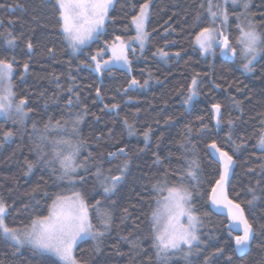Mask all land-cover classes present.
Returning a JSON list of instances; mask_svg holds the SVG:
<instances>
[{
  "label": "trees",
  "instance_id": "1",
  "mask_svg": "<svg viewBox=\"0 0 264 264\" xmlns=\"http://www.w3.org/2000/svg\"><path fill=\"white\" fill-rule=\"evenodd\" d=\"M223 1L211 0L213 10ZM146 2L145 49L128 51L129 71L112 68L96 74L91 57L106 51L117 36L133 38L131 18ZM247 3L248 21L264 34V0ZM208 4L114 0L102 33L74 52L62 33L56 0H0V59L13 63L14 96L25 100L28 112L23 122L0 120V200L9 206L10 227L28 228L35 217L49 214L57 195L80 192L93 231L104 234L76 246L78 264H264V150L258 148L264 132V51L245 74L237 49L244 0H238L226 7L227 38L238 55L230 60L225 52L223 57L219 44L204 56L195 36L204 27H215ZM160 49L168 53L163 59ZM194 77L197 95L185 103ZM213 104L221 105L219 124ZM5 131L13 133L10 139L5 140ZM61 139L79 146L75 164L81 166L67 175L54 155L65 147L54 144ZM213 142L233 156L227 196L254 229L245 254L234 239L242 234L233 232L229 219L213 213L209 204L222 171L219 153L209 147ZM192 161L199 165L195 179L187 175ZM125 162L123 179L105 193L104 178L119 175ZM181 184L191 193L199 239L187 253L183 247L158 254L152 213L162 195L153 185ZM0 264L62 263L0 235Z\"/></svg>",
  "mask_w": 264,
  "mask_h": 264
},
{
  "label": "snow or ice",
  "instance_id": "2",
  "mask_svg": "<svg viewBox=\"0 0 264 264\" xmlns=\"http://www.w3.org/2000/svg\"><path fill=\"white\" fill-rule=\"evenodd\" d=\"M233 4L238 3V0H232ZM58 5L59 17L61 20V28L65 34L66 39L69 41L70 47L75 52L80 46L86 44L91 40L94 35L100 33L108 17L109 9L113 4V0H56ZM243 6L248 7L247 0H244ZM216 7H219L217 5ZM208 13L213 18V22L218 16H222L223 21L226 23L228 15L226 10L220 12L213 10V4L209 0ZM149 14V4L146 2L140 6L139 12L131 18V24L135 27L136 36L134 39L140 42L143 47L145 40L148 37V33L145 30V22ZM199 19V17H198ZM239 27V25H238ZM240 38L238 43L242 45V55L247 60V63L243 65L245 71L251 72L253 69L251 65L255 61L257 55L264 51V34L259 33L256 28L249 22L247 30L240 27ZM221 37V47L224 51L231 49L233 55H236V49L231 48L229 40L223 33H217L213 27H204L195 36V44L199 46L201 52H208L217 39V36ZM117 41H121V38L117 36ZM15 42V38L9 39L7 43L9 45ZM28 48H32V44H28ZM101 52L103 50H100ZM112 59L114 61H123L124 64H128V58L125 53V44L121 41L119 44H113ZM161 58L168 55L167 52L160 49L158 50ZM100 55L98 52L92 56L91 59L96 61L95 70L99 73L104 71L112 61H104L103 63L97 60ZM179 55V53H176ZM25 70L28 65L25 63ZM13 75V63L0 59V115H10V110L15 108V112L21 116L27 115L25 113V100L21 99L19 103L13 105L12 97L14 93L12 91L11 78ZM138 82L132 80L131 84L135 85ZM147 81H145V84ZM197 79L194 77L192 84L189 86L188 99L185 103H188L195 95V86ZM99 95V90L97 91ZM71 103V101H69ZM116 108L117 105H112ZM214 118L217 124L221 122V105H212ZM231 121L229 125L231 126ZM127 125V121H125ZM59 126V123H58ZM131 131V125H128ZM13 133L11 131H5L3 136L5 140L10 139ZM231 137H229L230 139ZM148 139V134L145 133V140ZM54 144L57 146L63 145L64 148L55 150L54 155L59 159L60 166L63 169L64 175L75 172L77 167L81 165L75 164V157L79 152V146L72 144L69 140H56ZM259 147L264 149V133L259 137ZM210 148L215 149L219 153V161L222 165V171L220 178L216 181V186L212 189L213 205L222 206L228 209V215L230 221L233 222L231 227L242 231V235H236L234 237L237 250L244 251L250 244V239L254 231L252 225L245 217L243 210L239 204H234L231 200H228L224 195L223 189L226 181L228 180L230 170L234 164L233 156L226 151H222L213 142L209 145ZM239 147V146H237ZM120 152H124V149H120ZM110 156H115L116 153H110ZM31 170L32 165H28ZM128 164L125 162L119 170V175L108 176L104 178V192L108 193L115 189L123 179V174L127 169ZM199 165L196 161H192L187 175L196 178ZM96 176L99 178L101 173L97 170ZM83 179V178H81ZM154 190L158 192L165 191V187L160 185H153ZM167 196H164L162 200H158V207L153 210L152 213V227L155 232V247L158 249V254L163 252L167 253L172 249H179L182 245H188L191 247L193 242L198 241L196 234V227L199 223V218L194 214V210L190 207L191 193L183 187V185H174L166 187ZM219 193V195H217ZM255 196L249 204L255 201ZM100 201H97L98 207ZM9 210V206L0 200V235L5 239L13 241L16 245L29 244L31 247L42 253H51L59 258L62 264H77L74 256L73 249L79 241L91 236L93 239L102 236V231H93V224L89 219V206L85 202L80 192H73L71 196L57 195L53 200L49 214L47 216H37L31 222V228L23 235L13 227H10L6 223V214ZM103 223L105 228L108 227L107 213L103 214ZM182 217L187 218V223L182 222ZM242 226V227H241ZM217 251H221L218 249Z\"/></svg>",
  "mask_w": 264,
  "mask_h": 264
},
{
  "label": "rangeland",
  "instance_id": "3",
  "mask_svg": "<svg viewBox=\"0 0 264 264\" xmlns=\"http://www.w3.org/2000/svg\"><path fill=\"white\" fill-rule=\"evenodd\" d=\"M223 2H224V3H223L221 6L219 5V7H214V11L220 12V11H222V10H226V9H227V8H226L227 5H228L229 3H232V0H224ZM113 3H114V0H113ZM112 5H113V4H112ZM111 7H112V6H111ZM111 7H110V9H111ZM110 9H109V11H110ZM149 9H150V6H149ZM242 13H243V14H242V16L240 17V27H243V28H245V30H247L248 25H249V21H248L249 19L247 18V13H246V9H245V7H244V9L242 10ZM148 18H149V14H148L147 20H146V22H145V30H146V25H147ZM227 21H228V20H227ZM106 22H107V19H106V21H105V25H106ZM214 24H215V27H214L215 31H216L217 33H223L224 36L227 37V35H228V34H227V22L225 23V22L223 21L222 16H218V17L215 19ZM104 28H105V26H104ZM104 28H103V30H104ZM103 30H102V31H103ZM134 30H135V27H134ZM102 31H101L100 33H98L97 35H94V37H93L91 40H89L86 44L80 46L75 52H79V51H81L83 48L87 47L90 43H92L94 40L97 39L98 35L101 34ZM62 33H63V30H62ZM63 34H64V33H63ZM240 35H241V33L239 32L238 40H239V38H240ZM64 36H65V34H64ZM135 36H136V31H135ZM135 36H134V37H135ZM134 37L131 38V39H121V41H123L124 44H125V53H126V55H127V58H128V51H129V50H134V51H138V52L141 53V52L145 49V47H146V45H147L148 37H147V39L145 40L143 47H141L140 42L136 41V40L134 39ZM65 38H66V37H65ZM66 40H67V39H66ZM238 40H237V49L240 51L241 60H242V63H243V65H244L245 63H247V60H246V59L244 58V56L242 55V51H241V50H242V45H241L240 43H238ZM121 41H117V40H116V41L113 42L110 46H108V47L106 48V51L101 52L100 55L97 57V60H98L99 62H101V63H103L104 61H112V62L107 66V68H106L105 70L112 69V68L122 69V70H126V71H129V70H130V63H128V64L126 65V64L123 63V61H114V60L112 59V51H111V48H112L113 44H119ZM67 42H68V44H69V41H68V40H67ZM219 44H220V46H221V37L218 35L216 41H215L214 44H213V47H212L208 52H202V54H203L204 56H210V55H212L215 46H216V45H219ZM69 46H70V44H69ZM196 46H197V48L200 50L199 46H198V45H196ZM71 49H72V48H71ZM200 51H201V50H200ZM226 53H227V57H228V59H230V60L235 59L236 56L238 55L237 51H236V55H233L231 49H229L228 51H226ZM106 54H108L109 56L106 57ZM259 56H260V53L257 55L255 61H253V64L258 60ZM160 57H161V56H160ZM162 59H163V58H162ZM128 61H129V60H128ZM92 62H93V67H92L93 71H94L96 74H99V75H100L103 71L98 73V72L95 70L96 61H93V60H92ZM253 64H252V65H253ZM243 65H242V71H243L245 74L250 73V72H248V71H245ZM252 65H251V66H252ZM105 70H104V71H105ZM11 83H12V78H11ZM197 83H198V82H197ZM196 88H197V84H196V86H195V91H196ZM12 91H13V84H12ZM13 93H14V91H13ZM193 98H194V97H193ZM193 98L188 102L189 104H191V102L193 101ZM12 103H13V105L19 103V101H17V100L15 99V96L12 97ZM190 106H191V105H190ZM24 111H25V113H27V115H25V116H21L20 114H18V113L15 112V108L13 107V109L10 110V115H8V116L0 115V120H3V119H4V120H8V119H10V118H15V119H17V120L23 122V121H25V120L27 119V116H28V112L26 111L25 108H24ZM263 133H264V132H263ZM258 148H259V150H264V149H262L261 147H259V145H258ZM159 193H161V195H162V196H161V199H160V200H162L164 196H167L166 188H165V191H162V192H159ZM189 204H190V202H189ZM190 207H191V205H190ZM89 219H90V216H89ZM181 219H182V222H184L185 224L187 223V218H186V217H182ZM198 226H199V223L197 224V227H196V234H197V236H198ZM30 228H31V226L28 227V228H25V229H17V230L21 233V235H23L25 232L29 231ZM90 237H91V236H89V237H87V238H90ZM87 238H86V239H87ZM84 240H85V239H84ZM9 241H10L12 244H14L15 246L19 247V248H20V247H30V248H32L31 245H29V244H24V245L21 246V245H16V244H15L13 241H11V240H9ZM82 241H83V240H82ZM80 242H81V241H79L78 244H79ZM196 243H197V241L193 242V245H195ZM78 244H77V245H78ZM77 245H76V246H77ZM193 245H192V246H193ZM76 246H75L74 249H73V256H74V251H75ZM183 247L187 248V249L184 251V253L189 252L188 249H189L190 247H189L188 245H182L179 249H172V250H169L168 252H176V251H179L180 249H182ZM32 249H33V248H32ZM34 250H35V249H34ZM36 251H37V250H36ZM38 252H39V251H38ZM40 253H42V252H40ZM43 254L50 255V256L56 258L60 263H62V262L59 260L58 257H56L55 255H53V254H51V253H43ZM160 254H164V253L161 252ZM77 264H78V263H77Z\"/></svg>",
  "mask_w": 264,
  "mask_h": 264
},
{
  "label": "water",
  "instance_id": "4",
  "mask_svg": "<svg viewBox=\"0 0 264 264\" xmlns=\"http://www.w3.org/2000/svg\"><path fill=\"white\" fill-rule=\"evenodd\" d=\"M225 52H226V51H224V50L222 49L223 57L226 56ZM232 167H233V166H232ZM231 169H232V168H231ZM229 179H230V174H229L228 180L226 181V183H225V185H224V189H223L224 195H226V196H227V191H226V190H227V184H228ZM215 186H216V185H215ZM212 194H213V193L211 192L210 197L212 196ZM217 195H219V193H217ZM227 198H228V196H227ZM228 200H230V199L228 198ZM209 204H210V207H211V210L213 211V213L218 214V215L225 216V217H227V218L229 219L228 209H227V208H224V207H222V206H215V205H213L211 199H209ZM229 223H230V224H229V227H230V229H231L233 232L242 234V231L237 230V229L234 228V227H231V225L233 224V222L230 221V219H229ZM241 227H242V226H241ZM251 238H252V236H251ZM250 240H251V239H250ZM238 251H239L240 254H245V253L248 251V248L245 249L244 251H240V250H238Z\"/></svg>",
  "mask_w": 264,
  "mask_h": 264
}]
</instances>
